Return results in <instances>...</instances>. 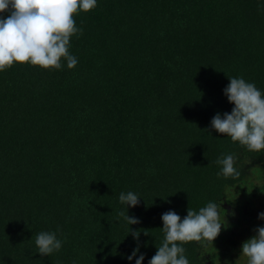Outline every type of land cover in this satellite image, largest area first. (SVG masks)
Returning <instances> with one entry per match:
<instances>
[{
  "label": "trees",
  "instance_id": "16d2710c",
  "mask_svg": "<svg viewBox=\"0 0 264 264\" xmlns=\"http://www.w3.org/2000/svg\"><path fill=\"white\" fill-rule=\"evenodd\" d=\"M74 20L73 69L0 71V264H135L140 254L148 264L161 215L210 201L234 214L212 244H183L185 256L241 264L242 242L264 226L254 218L264 150L210 121L233 107L227 77L264 93V0H97ZM232 153L241 175L217 176V158ZM128 191L138 206L119 202ZM125 208L140 223L119 218ZM41 231L56 232L61 249L41 256Z\"/></svg>",
  "mask_w": 264,
  "mask_h": 264
},
{
  "label": "clouds",
  "instance_id": "9594fccd",
  "mask_svg": "<svg viewBox=\"0 0 264 264\" xmlns=\"http://www.w3.org/2000/svg\"><path fill=\"white\" fill-rule=\"evenodd\" d=\"M96 7L97 0H0V71H6L14 63L60 70L66 62L67 68L73 69L78 60L69 51L70 40L82 33L74 14ZM227 78L229 83L223 94L233 107L230 113H216L210 121L211 129L250 152H260L264 150V93L242 77ZM236 162L234 153L218 157L217 176L239 177ZM119 202L136 207L140 196L133 191L121 192ZM221 210L220 203L210 201L198 211L187 208L183 218L173 210L164 212L160 217L163 240L148 264H189L183 244L193 241L212 244L222 227H227L224 216L222 222ZM117 216L127 225L140 223L127 214L126 208L118 211ZM257 219L264 221V212L258 213ZM130 231L138 241L140 230L129 228ZM253 231L255 235L242 242L240 255L247 258L246 264H264V226ZM62 244L54 231H41L35 236V246L41 256L59 251ZM138 251L139 244L127 259L131 261ZM143 260L144 255L140 254L135 264H142Z\"/></svg>",
  "mask_w": 264,
  "mask_h": 264
},
{
  "label": "rangeland",
  "instance_id": "374dc122",
  "mask_svg": "<svg viewBox=\"0 0 264 264\" xmlns=\"http://www.w3.org/2000/svg\"><path fill=\"white\" fill-rule=\"evenodd\" d=\"M256 183H259L260 180H255ZM220 207H221V219H222V222H223V216L225 217V220H227L228 218H230L233 214H234V209L228 204V203H221L220 204ZM256 209L254 211V218L255 220L257 221V215L258 213L260 212H264V198H260L259 200L256 201V205H255ZM224 211V212H223ZM244 228H246V226H244ZM245 231V230H244ZM242 232L241 236L239 237V235L237 236L238 239L242 238L244 239L246 233L245 232ZM203 261L204 263L203 264H209V258L208 256H203ZM239 263L241 264H246L247 262V258L246 257H242L239 253V257H238V260H237Z\"/></svg>",
  "mask_w": 264,
  "mask_h": 264
}]
</instances>
